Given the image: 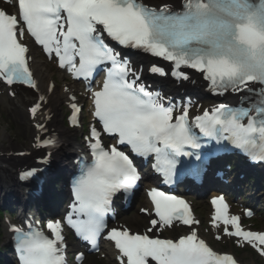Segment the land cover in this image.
Wrapping results in <instances>:
<instances>
[{"label":"snow or ice","instance_id":"6c2138e0","mask_svg":"<svg viewBox=\"0 0 264 264\" xmlns=\"http://www.w3.org/2000/svg\"><path fill=\"white\" fill-rule=\"evenodd\" d=\"M5 2L16 8V14L0 8V83L10 95H16L15 85L39 92L29 47L23 42L26 34L76 80L90 84L95 74L105 73L99 90L88 88L97 124L85 138L91 161L81 162L73 182L67 225L94 250L106 234L118 250L119 264H238L232 255L217 253L199 238L192 228L199 222L183 199L162 191L149 192L153 210L142 209L152 216L144 233L108 229L106 217L113 198L130 193L141 179L134 157L154 156V169L165 183L174 182L182 157L201 159L205 140L227 141L253 161L264 162V0H182L178 10L166 2L153 6L145 0ZM106 41L168 62L177 80H188L183 69H191L203 74L216 95H244L236 107L219 104L193 120L187 107L177 111L169 98L151 90L141 80L142 71ZM149 71L169 74L155 64ZM69 99L70 121L78 126L81 108L75 96ZM46 102L44 95L38 96L29 108L33 119ZM35 128L47 132L42 123ZM106 137L112 142L106 144ZM56 144L52 136L35 138L38 149L51 150ZM38 171L26 169L20 179H31ZM212 204L213 226L223 224L225 236L264 256V232L245 230L240 216L229 214L223 196ZM176 222L188 226L189 234L175 240L149 234ZM45 227L48 234L31 224L27 230L11 226L20 264H67L64 223L50 220ZM77 259L83 264L84 254Z\"/></svg>","mask_w":264,"mask_h":264},{"label":"bare ground","instance_id":"6f19581e","mask_svg":"<svg viewBox=\"0 0 264 264\" xmlns=\"http://www.w3.org/2000/svg\"><path fill=\"white\" fill-rule=\"evenodd\" d=\"M35 65L37 68L39 78L41 79L42 82H46L47 76L49 75L48 71L45 69V67L42 65L40 61H37ZM61 99H62L61 96H57L53 99L51 105H47L46 107H43V110L40 114V119L48 120L49 116L53 115L54 118L52 119L51 124L54 127H56L58 131H60L61 137L64 138L66 140L65 142L68 144L63 147V149L61 150V153H59V156L57 157L60 159L62 158L68 159L71 155L70 153L72 151L71 150L72 143H74L75 136L70 134L63 126ZM32 100H33V97H31V101ZM19 104L22 106H25L27 102L23 100V98L20 97ZM22 117L27 122L26 116L23 113H22ZM24 132L25 133L27 132L26 128ZM27 134L29 136V140L27 142V145L24 144L22 146L23 148L22 150L29 152L32 148L31 144L35 141L36 134L34 133L32 129L28 130ZM15 149H17L18 151L20 150L18 148V143H16L15 139L13 138V135L7 134V133L1 134L0 135V156L5 157L6 155L10 154ZM3 157H0V161ZM27 162H28V159L22 160V159H16V158L14 159L12 157H9L8 160L0 162V175L3 174L5 178H7L8 175L13 177L15 170L21 168V166H24V164H26ZM63 164H65V162H63L61 165ZM10 176L8 180H4V181H9V182L12 181ZM0 192L2 195L5 196L2 202H9L13 198L15 199L17 198L16 191H8L6 186L3 185V183L0 184Z\"/></svg>","mask_w":264,"mask_h":264},{"label":"rangeland","instance_id":"374dc122","mask_svg":"<svg viewBox=\"0 0 264 264\" xmlns=\"http://www.w3.org/2000/svg\"><path fill=\"white\" fill-rule=\"evenodd\" d=\"M0 114L1 115H4L3 114V112L0 110ZM5 116V115H4ZM11 130L13 131V132H15L17 129H16V126L15 125H12V128H11ZM22 140V139H21ZM21 142V141H20ZM1 203V202H0Z\"/></svg>","mask_w":264,"mask_h":264}]
</instances>
